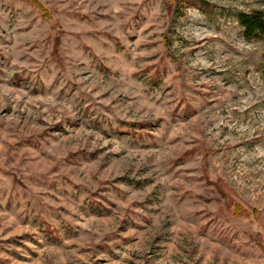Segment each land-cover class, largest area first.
Segmentation results:
<instances>
[{
	"label": "rangeland",
	"instance_id": "obj_1",
	"mask_svg": "<svg viewBox=\"0 0 264 264\" xmlns=\"http://www.w3.org/2000/svg\"><path fill=\"white\" fill-rule=\"evenodd\" d=\"M0 0V264H264V0Z\"/></svg>",
	"mask_w": 264,
	"mask_h": 264
},
{
	"label": "trees",
	"instance_id": "obj_2",
	"mask_svg": "<svg viewBox=\"0 0 264 264\" xmlns=\"http://www.w3.org/2000/svg\"><path fill=\"white\" fill-rule=\"evenodd\" d=\"M29 1L41 7L38 1ZM238 18L247 39L264 38V10H255L250 13L241 12Z\"/></svg>",
	"mask_w": 264,
	"mask_h": 264
}]
</instances>
